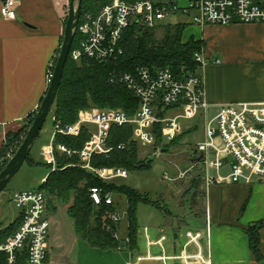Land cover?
Here are the masks:
<instances>
[{"label": "built area", "instance_id": "built-area-1", "mask_svg": "<svg viewBox=\"0 0 264 264\" xmlns=\"http://www.w3.org/2000/svg\"><path fill=\"white\" fill-rule=\"evenodd\" d=\"M177 13L190 17V22L199 28L258 24L264 23V0H189L185 8H179L172 1L155 3L152 0H141L126 3L112 0L110 4L101 7L96 16H81L76 31L79 40L76 46L71 47L69 57L75 63L85 58L97 62L114 60L122 54L118 43L122 31L129 25L136 23L148 29H156L167 16ZM0 15L5 21L15 20V0H2ZM193 59L199 65L198 72L195 75L188 74L183 80L175 78L168 69L151 72L145 67L136 69L134 73L112 76L111 83L124 84L138 100L136 114L129 118L121 110H90L84 114L81 112L72 126H62L52 117L53 142L58 135L71 138L78 136L82 127L87 124L95 127L81 150L70 151L59 145L56 151L69 158L75 154L79 155L83 163L81 168L101 182L113 183L118 179L127 178V171L122 168H96L91 164L93 156L109 154L106 145L112 127L131 125L136 138L146 147L154 142V125L161 124L163 141L170 143L182 131L180 120L188 121L200 116L204 119V138L196 144L195 152L199 160L190 169L195 166L201 168V179L205 186L263 182L264 102L221 105L213 117H208L211 106L206 102L201 78L202 68L206 65L203 49L195 53ZM215 63L220 64L219 60H215ZM53 72L54 65L51 63L46 75L48 85L51 83ZM173 106L181 109L173 117H157L159 111L163 112ZM118 148L123 149V146L119 145ZM43 155L44 162L54 171L53 145L47 148ZM225 167L229 168L226 175L222 174ZM189 171L179 172L176 179L183 178ZM176 179H172L167 172L160 178L164 181ZM44 181L45 178L40 184ZM88 197L94 207L113 204V196L104 193L100 188H91ZM11 202L18 210L19 225L15 233L0 243V264H45L46 236L49 228L46 198L39 191L17 192L11 197ZM110 219L117 224L120 218L118 214H113ZM209 236V225L200 232L186 233V238L191 241L203 238L208 242ZM114 237L117 239L115 235ZM127 242L126 238L124 243ZM198 244L196 243V246H199ZM120 250L121 248L117 249ZM194 257L199 259L200 263L204 262L199 255ZM185 259L186 256H183L176 260L183 264ZM137 260L140 262L141 258Z\"/></svg>", "mask_w": 264, "mask_h": 264}, {"label": "crops", "instance_id": "crops-1", "mask_svg": "<svg viewBox=\"0 0 264 264\" xmlns=\"http://www.w3.org/2000/svg\"><path fill=\"white\" fill-rule=\"evenodd\" d=\"M188 1L186 0L187 3ZM1 3L2 0L0 7ZM68 7L69 0H15L16 19L5 21L0 15V152L6 134L15 133L23 127L30 115L35 116L44 98L48 88L46 82L48 66L58 55ZM175 24L185 25L181 22ZM200 28L203 32L221 28L224 35L230 34V36H232L231 32L244 31L246 38L257 35L260 39H258L260 41L258 50L262 49V54L254 59L233 60V57H230L220 64L205 65L202 68L201 78L206 102L211 106L208 117H213L218 106L221 105L264 102V23ZM203 43L202 49L205 57L208 58L211 54L204 48V41ZM180 110L174 108L166 115L173 117L172 114ZM48 118L53 126L51 117ZM84 127L89 133L95 130L91 124ZM53 130L49 138L50 142L40 147L42 165H47L43 153L53 145ZM189 130L191 127L182 129V135L184 136ZM182 141L185 143L184 137ZM198 160L195 152L189 160L190 167ZM190 167L181 169L175 165V176L181 171L190 170ZM228 172V167L222 170L224 175ZM253 183H222L206 187L203 180L199 181L195 190L197 193L199 190L203 191L205 198V211L200 221L203 223L201 224L203 230L207 225L210 227V239L208 242L204 239L202 243L204 247L206 246V250L203 249L206 251L204 264H258L250 250L249 238L245 232L253 224L264 223V183ZM118 200L120 201V196ZM126 211L125 207V211L122 212L125 216ZM185 227H188V223L182 227H175L158 222L139 228L136 237L137 250L133 253L90 248L86 242L76 236L79 245V264H181L180 261L174 262L177 261L174 257L180 253L178 248L184 242L180 238L181 231ZM126 235L127 230L123 237L116 240L124 242ZM257 235L261 264H264V227L258 230ZM201 251L200 249L202 254ZM48 256V264H52L49 253ZM138 258H141L140 262ZM203 263L196 261L193 264Z\"/></svg>", "mask_w": 264, "mask_h": 264}, {"label": "trees", "instance_id": "trees-1", "mask_svg": "<svg viewBox=\"0 0 264 264\" xmlns=\"http://www.w3.org/2000/svg\"><path fill=\"white\" fill-rule=\"evenodd\" d=\"M128 3L141 0H121ZM155 3L171 2V0H152ZM112 0H83L81 16L90 14L96 16L104 5L110 4ZM185 25L171 24L163 26V38L155 40L153 31L145 26L132 23L120 35L119 48L122 54L114 60L95 61L93 59H82L75 63L69 57L64 65L60 85L57 90L56 100L51 108L49 117L62 126H72L77 122L81 112L97 110H121L127 117H133L137 112L138 100L131 94L122 83H111L110 78L115 74L134 73L138 68H148L151 72L158 69H168L173 76L183 80L188 74L195 75L198 72L199 65L193 59L195 53L200 52L203 47V41L193 40L182 44V33ZM72 47L76 46L79 38L75 35ZM58 53V51H57ZM55 61V60H54ZM56 62V61H55ZM176 106L159 111L157 117H164ZM34 115L22 125L23 127L15 133H7L5 143L0 152V162L4 159L6 152L11 149L15 140L19 136L26 135L29 125L32 123ZM133 127H112L108 134L107 148L109 154L102 156H93L92 166L96 168H122L127 173L146 172L151 169L153 160L140 161L137 152V142L131 138ZM155 137L154 148L161 151H167L179 145L183 135H178L174 141L162 145L161 125L153 127ZM89 138L87 129L82 128L76 137H66L62 135L55 136L53 148L56 157V170L46 166L48 172L38 191L46 198L47 208L54 210V201L63 203L67 206L66 212L73 222L75 235L81 241L87 243L91 248L101 251H117L121 248L123 252L133 253L137 250V224L136 213L137 206L142 204L153 209L159 210L156 202L148 194H142L126 185L118 182H101L91 173L78 168V157H67L65 154H57L56 148L59 145L67 150L78 151L82 149ZM21 143L17 146H20ZM123 146L119 149L118 146ZM19 148V147H18ZM4 160L0 164V171L7 164ZM27 165H36L37 163L30 155L26 161ZM199 179L194 180V189H197ZM91 188H100L104 193H109L113 197H124L126 200V220H127V239L124 243L115 239L114 235L118 230V225L113 223L110 216L118 213L117 203L112 205H101L94 207L90 201L89 190ZM193 192V197H196ZM72 204L69 205L70 199ZM93 218V224L91 219ZM19 218L16 221L0 231V243L4 242L9 236L18 230ZM264 227L263 222L249 226L245 231L249 238V247L261 264V255L259 250V238L257 232Z\"/></svg>", "mask_w": 264, "mask_h": 264}, {"label": "rangeland", "instance_id": "rangeland-1", "mask_svg": "<svg viewBox=\"0 0 264 264\" xmlns=\"http://www.w3.org/2000/svg\"><path fill=\"white\" fill-rule=\"evenodd\" d=\"M172 2H175L179 8H185L187 5L186 0H172ZM178 22L185 24V29L182 33V44H186V42L190 40L196 42L197 39H202L205 42L204 48L209 50L211 54L210 57L206 58V65H215V60H219L220 63L230 57H233V60L244 58L254 59L256 58V56H259V54H262V49L258 50V47H260V39L257 38V35L249 36V38H246L244 36L246 34L244 31H237L239 33L231 32L232 36H230V34L224 35L221 28H214L213 30L203 32L201 28L193 25L190 22V17L186 15L183 16L180 13L167 16L164 20H162V22L159 23V26L156 27V29L153 31L155 40H161L163 38V26L175 24ZM55 61L53 62V65L55 64ZM90 110L94 111L97 109ZM179 122L183 130L188 127H191V130L184 134L185 143L181 141L179 145H176L173 148H168L167 151H161L159 148L155 149L153 147L155 143V137L152 145H147L146 147H144L139 142L138 138H136L135 131L134 129H132L131 138L138 144L137 152L139 160H153V163L151 164L152 167L149 171L146 172H132L128 174L127 178L118 179V181L116 182L134 187L142 192V194L148 192L147 194L150 195L151 199L156 202V205H158L160 211L149 206H144L142 204H139L137 206L136 219L140 229H142V227L144 226H150L156 223L158 224V222L175 227H182L183 225H185V223H188V227L183 228L181 231L180 238H182L184 242L181 243L180 247L178 248V252L180 253L176 255L174 259L186 256V259L184 260V262L186 263L183 262V264H193L196 261L200 262L199 259H196V257H194L196 255H199L202 260L205 261L204 258L206 252V246L204 247V245H202L204 241L203 238L199 239L198 241H191L186 238L187 232L195 233L203 230L201 225L203 223L200 220L203 219L202 215L205 211V198L203 196V191L199 190V192L197 193V191L193 188L195 179H199V181H202L201 168L199 166H195L193 169H190L187 175L180 179H176L177 176H175L176 171L174 168L175 165L180 167L181 169H187L190 167L189 160L195 153L196 144L201 142L204 137V121L202 117L198 116L192 120H180ZM43 126L44 127L41 130L38 138L36 139L37 141L30 152V155H32L37 164L29 166L27 165V163H25L20 168V171L16 174V176L13 177L7 184L8 186L2 192V194H0V231L5 229V227L19 218L18 210H16L14 205L12 204L11 197L17 192L38 191L41 178L44 177L48 172L47 167H44L40 162V147L50 142L49 138L53 130L50 118H47ZM160 133L162 137V132L160 131ZM180 134L182 135V131ZM23 138L24 136H19L17 140H15L14 146L6 152L4 159L1 160L0 164L3 163L4 160L8 162L13 157L19 147L17 145L22 143ZM161 144L164 145L166 144V142L162 141ZM56 153L62 154V152L60 151H57ZM73 156L78 157V165L76 166L80 169H83L81 168L83 163L81 162L79 155L75 154ZM164 171H167L170 176H175L172 179L176 180H160V175ZM263 183L264 181H254L253 184ZM193 192H196V197H193ZM117 199L118 197H113V200L117 203V214H119L118 216L120 218L119 222L117 223L118 230L115 233V236L119 238L125 235L128 226L125 213L122 214V212L125 211V205L127 203L124 197H120V201H117ZM72 200L73 199L71 198L69 201V205L72 204ZM54 202V210H49L46 203V213L49 228L46 236L47 250L45 254V264H48V253L51 256L52 264H79V245L78 241H76L73 222L66 212L68 205H65L61 202ZM121 214L122 216H120ZM91 223L93 224V218L91 219ZM169 237L170 236L168 235V238ZM196 243H199V246H196ZM50 245L51 247H49ZM200 249L202 250L201 252H203L202 254H199ZM163 250L164 248L162 249V252Z\"/></svg>", "mask_w": 264, "mask_h": 264}, {"label": "water", "instance_id": "water-1", "mask_svg": "<svg viewBox=\"0 0 264 264\" xmlns=\"http://www.w3.org/2000/svg\"><path fill=\"white\" fill-rule=\"evenodd\" d=\"M83 0H69V11L65 21L63 32V40L58 50V56L54 64L53 77L48 85L43 100L40 103L32 123L22 140L21 145L16 150L13 157L7 162L0 172V194L6 189L10 180L16 176L20 168L26 163L30 152L37 141L43 124L51 114V108L56 100L57 90L60 85V80L63 74L64 65L66 64L70 49L74 43L77 27L81 18Z\"/></svg>", "mask_w": 264, "mask_h": 264}]
</instances>
